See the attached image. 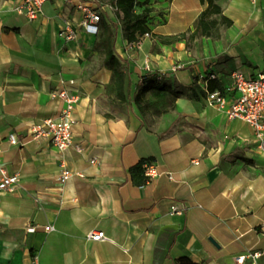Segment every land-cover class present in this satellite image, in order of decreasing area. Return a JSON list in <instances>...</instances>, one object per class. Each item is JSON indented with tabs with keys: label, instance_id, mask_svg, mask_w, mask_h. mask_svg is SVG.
I'll use <instances>...</instances> for the list:
<instances>
[{
	"label": "crops",
	"instance_id": "crops-1",
	"mask_svg": "<svg viewBox=\"0 0 264 264\" xmlns=\"http://www.w3.org/2000/svg\"><path fill=\"white\" fill-rule=\"evenodd\" d=\"M23 1L0 0V168L20 176L16 193L0 192V264H264V153L249 125L206 100L211 74L225 92L234 72L264 73V0H220L232 26L191 50L157 37L193 31L201 0H140L153 10L151 35L135 44L110 0H51L37 21L17 12ZM80 7L116 27L121 73L99 54L101 21L88 34ZM67 29L76 39L61 36ZM154 75L199 99L144 92ZM64 89L80 97L73 142L82 154L32 137L62 114L54 95ZM145 162L159 176L141 185L131 171ZM64 168L84 177L61 183ZM92 231L109 240L88 241Z\"/></svg>",
	"mask_w": 264,
	"mask_h": 264
},
{
	"label": "built area",
	"instance_id": "built-area-1",
	"mask_svg": "<svg viewBox=\"0 0 264 264\" xmlns=\"http://www.w3.org/2000/svg\"><path fill=\"white\" fill-rule=\"evenodd\" d=\"M51 0H24L17 12L26 16L30 21H37L42 14L44 5ZM256 1V0H253ZM86 13L84 28L88 34L98 35L100 32L99 23L101 18L95 12L80 7ZM62 37L67 41L76 39V34L71 29L62 32ZM183 67L178 66L174 71L181 70ZM149 70V67H147ZM208 79L214 80V74L209 75ZM70 85H75L74 81H70ZM238 95L234 100L228 101L227 95ZM55 97L61 99L65 103L62 114L57 119L47 120L41 125H36L32 128L34 140H48L56 149L61 152L75 148L80 154L84 152L83 148L76 146L73 142V129L76 125L75 110L80 102L79 95L70 90H61L57 92ZM206 100L210 106H215L223 111L230 120H241L249 125L255 135V142L258 149L264 153V73L255 77H246L241 72H234L232 74V83L225 92L214 91L207 92ZM10 142L12 145H17L18 141L15 136H11ZM92 164L96 160L91 161ZM145 177L150 181L159 176L158 170L151 162H145L143 165ZM83 178V174L73 173L70 170L63 169L59 180L61 183H66L73 177ZM20 185V176H10L5 170L0 168V192L6 194L16 193ZM183 211L179 210L176 206H172L171 214H182ZM34 232V228L30 229ZM45 231L50 233L55 231V228L48 226ZM264 234V225L261 227ZM88 241L103 242L109 240L104 232L92 231L87 236ZM253 259H258L259 254L252 255ZM244 258L237 260L242 264ZM33 264H39L38 257L34 258Z\"/></svg>",
	"mask_w": 264,
	"mask_h": 264
},
{
	"label": "trees",
	"instance_id": "trees-1",
	"mask_svg": "<svg viewBox=\"0 0 264 264\" xmlns=\"http://www.w3.org/2000/svg\"><path fill=\"white\" fill-rule=\"evenodd\" d=\"M202 3L207 4V9L198 18L193 31L179 34L171 37L160 36L157 37L165 46H171L180 42H186L188 49L192 44L202 38L215 37L218 33L219 26L229 28L232 22L227 19L220 0H201ZM110 5L116 9V16L122 25V32L125 40L129 44L138 43L146 35H151L150 20L153 10L145 7V3L140 0H110ZM102 33L100 35V42L98 45L99 54L104 56V64L107 68L119 74L123 71V64L117 59L115 55V41H116V27L107 23L103 17L101 20ZM143 81L146 85L144 92H168L171 93L175 99L186 97L190 100L199 99V96L194 91L189 89L173 90L174 83L163 80L160 76H145ZM209 82V92H214L221 88L217 77L214 80L207 79ZM207 96V94H206ZM143 164H139L132 169L134 179L140 177L139 184H144L146 177L144 174ZM174 264H197L187 257H183L174 261Z\"/></svg>",
	"mask_w": 264,
	"mask_h": 264
},
{
	"label": "rangeland",
	"instance_id": "rangeland-1",
	"mask_svg": "<svg viewBox=\"0 0 264 264\" xmlns=\"http://www.w3.org/2000/svg\"><path fill=\"white\" fill-rule=\"evenodd\" d=\"M191 49H194V48H193V47H191V48H190V50H191Z\"/></svg>",
	"mask_w": 264,
	"mask_h": 264
}]
</instances>
